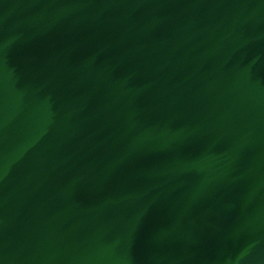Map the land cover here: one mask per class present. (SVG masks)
<instances>
[{"label": "water", "instance_id": "95a60500", "mask_svg": "<svg viewBox=\"0 0 264 264\" xmlns=\"http://www.w3.org/2000/svg\"><path fill=\"white\" fill-rule=\"evenodd\" d=\"M0 264H264V0H0Z\"/></svg>", "mask_w": 264, "mask_h": 264}]
</instances>
